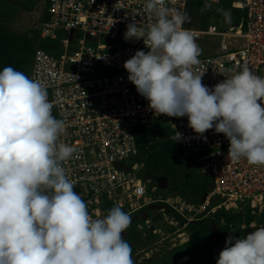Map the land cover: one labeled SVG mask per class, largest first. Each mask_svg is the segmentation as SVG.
<instances>
[{
    "label": "clouds",
    "instance_id": "clouds-1",
    "mask_svg": "<svg viewBox=\"0 0 264 264\" xmlns=\"http://www.w3.org/2000/svg\"><path fill=\"white\" fill-rule=\"evenodd\" d=\"M145 8L155 22L129 23L125 39H143L149 51H136L123 67L148 107L186 116L200 136L214 128L229 141L227 159L264 166V77L245 65L227 69L210 89L194 71L202 49L183 27L187 14L169 15L166 0H146ZM53 107L39 80L12 66L0 71V264H134L122 236L131 216L118 204L93 218L74 191L63 163L77 149L60 142L66 123ZM253 227L228 236L216 264H264V226Z\"/></svg>",
    "mask_w": 264,
    "mask_h": 264
},
{
    "label": "built area",
    "instance_id": "built-area-1",
    "mask_svg": "<svg viewBox=\"0 0 264 264\" xmlns=\"http://www.w3.org/2000/svg\"><path fill=\"white\" fill-rule=\"evenodd\" d=\"M192 1L207 5L227 1L245 14L238 26L194 28L187 26V20L184 23L198 45L203 38L218 40L215 52L201 55L194 68L197 74L204 73L202 83L211 89L225 79L227 69L238 72L245 65L264 77V0H166L169 15L187 14ZM145 3L47 0L33 31L48 44L35 49L30 70L24 73L45 86L54 104L53 115L65 120L66 130L59 139L77 149L76 158L63 163L74 191L84 198L90 215L99 217L105 201L111 200L114 206L133 211L159 203L162 211L173 214L171 221L164 214V220L175 226L214 219L220 209L240 214L242 228L264 226V166L227 159L229 141L214 128L200 136L188 126L186 116L154 113L128 80L124 62L138 50L149 51L143 39L134 44L124 41L129 23L155 22ZM157 122L165 124L172 137L179 132L177 142L198 156L203 175L214 186L204 203L190 202L180 194L155 197L158 186L143 177L145 165L134 161L139 152L136 133L141 126Z\"/></svg>",
    "mask_w": 264,
    "mask_h": 264
},
{
    "label": "trees",
    "instance_id": "trees-1",
    "mask_svg": "<svg viewBox=\"0 0 264 264\" xmlns=\"http://www.w3.org/2000/svg\"><path fill=\"white\" fill-rule=\"evenodd\" d=\"M12 1L14 0H0V6ZM219 6L221 9L213 15L223 19L225 26H238L245 16L243 10L232 7L230 2L224 1ZM203 11L210 18L213 16L212 9L207 5L192 1L187 9V17L194 18ZM34 40V34L30 37L11 33L0 20V71L6 66H12L18 71L28 72L36 49ZM47 44L43 42L41 46ZM136 138L139 152L134 161L145 165L143 177L150 179L156 186L158 179L164 177L188 201L201 203L202 195L210 183L201 171L198 156L173 141L172 131L161 122L141 126ZM104 205V210L109 212L113 202L106 200ZM242 222L240 214L220 209L209 224L207 220L191 222L188 225L190 238L181 246H186L188 253H195L196 256L207 252L208 264H214L216 255L213 251L223 249L228 236L243 237L255 230L249 226L242 228Z\"/></svg>",
    "mask_w": 264,
    "mask_h": 264
},
{
    "label": "rangeland",
    "instance_id": "rangeland-1",
    "mask_svg": "<svg viewBox=\"0 0 264 264\" xmlns=\"http://www.w3.org/2000/svg\"><path fill=\"white\" fill-rule=\"evenodd\" d=\"M46 3L47 0H14L10 4L0 6V20L11 33L31 37L32 33L34 34L35 26L41 22L46 11ZM207 6L212 9V15L221 9L219 5L208 4ZM204 11L199 13V16L187 19V26L203 28L208 24L224 25L223 19L220 20L214 15L210 18ZM34 37L35 47L38 48L44 41L39 32L34 34ZM216 44H218L216 38L201 39L199 46L202 49V55L213 54L217 48ZM208 182H211L210 179ZM176 194L181 195L182 193L168 181V187L165 190L159 189L155 197ZM162 208L163 206L159 203L149 204L137 211H133L128 206L122 207L123 211L137 219L132 221L125 233H122L123 237L128 238L131 248L135 247L136 249L132 253L134 264H208L207 252H202L203 256H196L195 253H188L186 246H181L190 238L189 224L186 226L181 222L177 226L169 224L168 221L164 220V214L168 215L169 221L172 220L170 216L173 214L169 211H162ZM107 214L108 211L103 209L100 218ZM91 215L93 218H97L95 213H91ZM204 220H207L209 224L213 219L210 216ZM221 250L213 251L216 255L214 264H216Z\"/></svg>",
    "mask_w": 264,
    "mask_h": 264
},
{
    "label": "water",
    "instance_id": "water-1",
    "mask_svg": "<svg viewBox=\"0 0 264 264\" xmlns=\"http://www.w3.org/2000/svg\"><path fill=\"white\" fill-rule=\"evenodd\" d=\"M125 33H126V32H125ZM125 33H124V41H125V42H128V43H130V44H134V43H136V42L139 40V39H135V38H132V39H128V40H126V39H125ZM136 91H137V89H136ZM120 166H123V165H120ZM124 168H126L127 170H130V169H129L128 167H126V166H124ZM157 183H158V188L161 189V190H165V189L168 187V181H167V179L164 178V177H160V178L158 179ZM213 188H214V186H213L212 184H209V185L207 186L206 192L202 195L201 203H204V202H205L208 193L211 192V191L213 190ZM123 198H124V197H123ZM183 243H185V242H183ZM183 243H182V244H183Z\"/></svg>",
    "mask_w": 264,
    "mask_h": 264
},
{
    "label": "flooded vegetation",
    "instance_id": "flooded-vegetation-1",
    "mask_svg": "<svg viewBox=\"0 0 264 264\" xmlns=\"http://www.w3.org/2000/svg\"><path fill=\"white\" fill-rule=\"evenodd\" d=\"M131 218H132V221H136L137 220L136 218H133V217H131ZM125 239H127V241H128V238L127 237ZM133 249L136 250L135 247H133Z\"/></svg>",
    "mask_w": 264,
    "mask_h": 264
},
{
    "label": "crops",
    "instance_id": "crops-1",
    "mask_svg": "<svg viewBox=\"0 0 264 264\" xmlns=\"http://www.w3.org/2000/svg\"><path fill=\"white\" fill-rule=\"evenodd\" d=\"M238 9V8H237Z\"/></svg>",
    "mask_w": 264,
    "mask_h": 264
}]
</instances>
